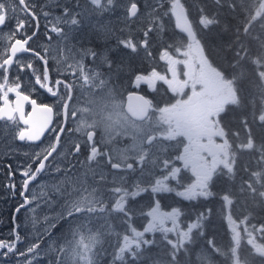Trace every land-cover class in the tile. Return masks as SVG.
Masks as SVG:
<instances>
[{"label": "snow or ice", "instance_id": "obj_1", "mask_svg": "<svg viewBox=\"0 0 264 264\" xmlns=\"http://www.w3.org/2000/svg\"><path fill=\"white\" fill-rule=\"evenodd\" d=\"M214 3L220 7L227 4L237 21L230 26L232 39L224 45V50L232 53L226 68L214 65L206 54L203 38L190 21L182 0H146L147 26L135 30L142 33V39L137 40L130 30L127 38L118 40L119 46L134 53L142 48L151 58L150 37L154 32L164 33L163 18L169 14L175 19L176 28L186 34V42L181 37L161 48L159 60L166 62L165 73L153 67L148 73H136L131 80L132 87L146 86L149 91H156L158 82L166 85V91L172 94L174 102L158 106L152 99L136 92L128 93L126 104L117 99L116 85L110 75L112 61L104 58L106 65H98L95 69L88 67L85 59L91 56L95 63L99 54L91 49L74 52L68 46L65 26L74 28L79 25L83 11L73 13L64 7L63 14L49 22L45 37L51 41L50 33H55L63 41V47L58 45V56L53 57L49 55V47L40 51L29 46L39 31L36 5L31 0H0V28L8 20L16 19L15 27L9 33H0V40L8 42L0 51V122H4L0 131L11 134L13 139L32 143L41 141L48 131L55 134L52 143L32 156L35 169L32 170L29 164L23 171L24 189L50 166L65 132L79 134L83 139V144L74 141L69 145L70 154L78 155L85 145L88 148L86 161L80 162L81 166L87 164L86 170L82 174L69 175V169L57 167L56 172H65L64 179L46 193L49 204L56 197L63 200L58 216L68 226L63 242L49 246L54 254L49 264H102L101 258L109 255L106 243L113 247L110 264L117 261L122 264L126 256L135 259L145 246L154 243L146 238L148 233H161L169 246L168 264H181V254L190 257L189 245L194 233L204 234L207 217L200 213L186 228H182L179 224L181 209L173 207L170 211H163L159 199H155L157 195L175 192L177 197L186 201L207 200L217 195L211 190L214 178L223 175L234 181L238 154L244 150L255 151V162L264 165V142L255 143L249 115H240L238 121L247 134L246 142L241 138L240 129L232 130L222 119L230 107L234 106L242 113L251 107L252 121L264 125V0H214ZM86 5L102 14L115 10L118 0H86ZM87 10L85 7L84 11ZM199 11L201 30L218 23L214 16L205 14L203 8ZM125 13V21H135L140 15L137 0H130ZM43 14L45 18L50 16L49 12ZM31 21H37V25L29 35L26 26ZM141 23H144L143 19ZM24 54H29L32 59H21ZM50 60L56 63L57 77L54 80ZM36 61L42 62V71L36 66ZM249 64L254 66L250 80L246 71ZM105 66L107 74L102 70ZM12 71L16 72L15 76L11 75ZM22 74H30L31 92H35L38 85L57 98L56 103H38L30 93L26 94ZM77 89L84 102L76 95ZM10 95L15 99L11 100ZM26 103L31 105V111L25 112ZM54 117L62 120L57 126L59 131L52 127ZM69 122L73 123V128H67ZM98 132L99 141L96 139ZM123 139H129L131 143L123 148L113 147ZM170 150L178 154L172 155ZM108 165L110 172L105 171ZM157 169L161 175L156 176L154 182L149 181L148 186H143V177L154 176ZM243 170L249 172L246 164ZM136 172L140 177L129 184L130 175ZM186 173H190V182L185 184L182 181ZM89 176L95 187L88 183ZM149 191L154 202L146 212H141L147 218V224L141 231L134 226L136 209L130 204ZM230 193L231 189L220 196L222 211L228 209L224 219L230 233L229 247L225 250L217 246L214 239H209L207 245L211 251L206 249L197 253V260L200 264H214L213 257L218 254L228 264H254L257 258L260 264H264V242H260L264 240V223L259 226L250 224V220L255 218L252 213L239 221L235 219L230 211L234 203ZM238 193L241 196L246 194L253 206L264 209V168L251 171L249 179H242ZM20 195L24 197L20 207L29 205L30 199L25 191ZM113 218L119 221L122 232L116 231L111 222ZM53 219L55 217L43 218L48 227L25 251L17 247L22 237L13 229V239H0V255L8 257L13 254L23 259L24 264H33L32 258L40 253V241L50 229L58 226L50 222ZM99 221L103 223L95 226ZM34 222L39 223V218L34 217ZM169 234L175 239L169 238ZM113 235L116 236L115 246L109 243ZM245 238L251 251L242 256ZM185 264H191L190 258L185 260Z\"/></svg>", "mask_w": 264, "mask_h": 264}, {"label": "flooded vegetation", "instance_id": "obj_2", "mask_svg": "<svg viewBox=\"0 0 264 264\" xmlns=\"http://www.w3.org/2000/svg\"><path fill=\"white\" fill-rule=\"evenodd\" d=\"M31 3L36 5L35 12L37 14V20L39 23V31H38V35L32 41H30L29 44L30 47L40 51H43L44 47H49L50 48L49 55L53 57L58 56L59 54L58 45L60 47H63V41L62 38L58 37L55 33H50L51 41H49L45 37V31H47L48 28L50 27L49 22L53 20L55 17L61 16L63 14L64 7H68L73 13L83 11V15L79 17V19L81 20V23L79 25H77L74 28L70 26H65V31L68 34V42H67L68 46L73 48L74 52H82L83 50L91 49L92 51H95L96 53L99 54L96 58L95 63L93 62L91 56L85 59V63L87 64L88 67L95 69L98 65L101 64L106 65V61L104 58H107V60L112 61V69L110 75L112 76V83L116 85L117 99L123 100L124 103L126 104L128 93L136 92L140 95H144L147 98L152 99L154 103L158 106H163L165 103L174 102L172 94L166 91L167 86L163 85L162 82L157 83L156 91H149L146 86H141L139 89L132 87L131 80L134 77V75L138 72L148 73L151 71L153 67H155L157 71H160L161 73H165L166 62L160 61L159 55L161 48L167 47L168 44L164 46L158 45L157 35L155 32L152 33L150 37V48H149V51H151L152 53L151 58L147 56L145 50L142 48L134 53L131 52V50L119 46L118 40L122 38H127L130 34V30L131 33L135 35L137 40L142 39V33H136L135 31L137 27H140L139 25L140 22L139 21L136 22V20L134 22L125 21L124 16L126 13H125L124 5L122 7L116 8L112 14L110 13L109 15L106 16V17H110L111 19L110 22L109 21L94 22L93 15L89 12V5H86V0H31ZM77 4H79V7H77ZM142 4L143 3L139 2V5ZM85 7H87L88 9L87 11H84ZM44 12H49L50 16L45 18L43 14ZM115 14H117L119 18L114 19L113 17L115 16ZM102 17H104V14L102 15ZM15 24H16L15 18L8 20V22L2 28H0V33H9L15 27ZM120 24L124 25V28H122V30L118 28ZM36 25H37V21H31L30 24L26 26L27 34L30 35L32 31L36 30ZM46 25L48 27H46ZM18 38H23V37H18ZM173 40H178V38L168 39L170 43ZM7 45L8 42L6 40H0V51H2L3 48ZM20 58L24 60L32 59V57L29 54H24ZM77 59H79V56H77ZM36 66L41 71L43 70L42 62L36 61ZM49 66L50 69L52 70L51 71L52 79L54 80L57 77V73L55 72V68H56L55 61L50 60ZM180 67L182 69V66ZM102 70L106 74L108 73V68L106 66L103 67ZM11 75L15 76L16 72L12 71ZM22 76H23V90L25 91L26 94L30 93L32 99H36L38 103H47L50 105L56 103L57 98H53L46 91L40 89L38 85L36 86V91L31 92L32 84L29 83L30 74L29 75L22 74ZM68 78L71 79V76H69ZM76 95L80 97L82 102H84V97L81 95L79 89H77ZM10 99L14 100L15 99L14 95H10ZM230 108L232 109L235 107L233 106ZM56 110L59 111V108H57ZM28 111H31V105L26 103L25 112ZM234 112H237V110L235 109ZM232 115L233 114L231 112L229 113L227 112L222 117V119L225 122V124L228 125L232 130H236L238 129V126L234 122H232L233 121ZM61 122H62L61 118L54 117V122L52 127L55 129V131H59V127L57 126ZM0 123L4 124V122H0ZM249 123L251 124V129H252L251 134L254 138L255 143L258 145L264 140V138H260L258 136V134L260 133L258 130H262L261 128H259L261 124L258 121L253 122L251 116L249 117ZM73 127H74L73 123L69 122L67 124V128H73ZM245 137H247L246 133H245ZM96 139L98 141L100 139L99 132L97 133ZM246 139L243 141L246 142ZM54 140H55V134L52 131L46 132L45 135L41 138V141H37L34 143L19 141L16 139L13 140L9 136L5 137V141L3 142L5 147L3 148V150L6 153L5 159L9 162L8 167H11L12 170V172L10 173V178H11L10 184L7 183L5 185V189L9 190L8 192L12 193L11 198L16 203L15 207L22 205L24 202V197L20 195L21 191H25V195L28 196L30 199V204L26 205L24 208H20L21 210L17 212L18 215L16 219L18 221H21L25 217V214L31 208L34 207L35 204L33 199L34 192H38L42 186L47 187L48 191L50 192L51 189L49 187L51 185H54L52 180L54 178H58L60 174L65 175L64 171L56 172L55 169L57 167L61 169H69V173L74 170L76 174H81V172H84L82 170L83 166H81L80 162L86 161L88 148L85 145L84 147H82V150L78 155L70 154L68 152L69 145L74 141H78L81 144H83V139L79 136V134L69 135L67 132H65L63 134L61 147L59 148L58 153L55 154L54 159L50 160V166L44 172L39 174L36 180L30 182L26 190L24 189L23 180L25 179V177L23 176V171L26 168H28L29 164L32 165V170L35 169V163L31 159L32 156H34L36 152L46 148ZM130 143L131 141L129 139H123L119 141L117 144L113 145V147L123 148L126 145H129ZM171 154L175 155L172 152ZM242 156H246L245 161L241 159ZM255 156L256 153L253 150H246V152L242 155L238 154V163L236 165V175L234 181H230L226 176L223 175H218L217 177L214 178L211 190L213 192H216L217 195H214L212 201L208 202L209 210L211 211L209 212L208 210L206 220L212 219L214 223L221 224L223 229L228 230L227 222L224 219V215L226 214L228 209H224L222 211L223 202L220 199V196L223 193L229 191V189H231L230 194L234 198V203L233 205L230 206V211L233 214V217L239 221L245 215L252 213V216L255 218L250 220L249 222L250 224L259 226L260 224L264 223V209L253 206L251 199L247 198V196H244L243 199H241L242 196L239 195L240 198L238 199V194H239L238 188L242 179L247 180L249 179V174L251 171H258L264 168V165H258L255 162L254 159ZM245 164L248 166L249 172H245L243 170ZM93 167H95V165H93ZM1 169L2 168H0V171ZM105 171L106 172L111 171L110 165L105 167ZM160 174H161L160 170L157 169L154 176L152 177L144 176L143 180L145 181V184L143 186H148L149 181L154 182L155 177L159 176ZM139 177H140L139 172L130 175L128 183L131 184L134 180H136ZM108 178L109 180H111V176H109ZM189 178H190V173H186L184 175L182 182L185 184L190 182ZM88 183L91 184L92 186H96L93 184L92 178L90 176L88 178ZM172 184L175 185V182L173 181ZM177 198L179 199L180 197ZM201 201H204V199L198 198L197 200L186 201V202L187 203L197 202L196 204L201 205L202 203ZM170 202L171 201H169V203ZM60 205L61 204L59 203L57 204V206L59 207ZM171 208L172 207H164L165 210L163 211H170ZM188 216L184 215L186 219ZM33 226L44 227L43 222L41 221H39V223L34 224ZM242 226L243 225H241V227ZM18 233L21 237H23L21 231ZM224 235L225 234H223L222 236ZM9 238H10L9 236L5 235V241H7ZM221 238L220 237L217 238L218 240L217 243L221 242ZM222 242L225 246L228 244L227 240H223ZM260 242H264V240H260ZM244 245L246 246V248H248V253H249L251 249L250 246L246 245V238ZM1 258L3 259L4 257L0 255V259ZM8 259H10V257H8ZM254 264H260V260L257 258L254 261Z\"/></svg>", "mask_w": 264, "mask_h": 264}, {"label": "trees", "instance_id": "obj_3", "mask_svg": "<svg viewBox=\"0 0 264 264\" xmlns=\"http://www.w3.org/2000/svg\"><path fill=\"white\" fill-rule=\"evenodd\" d=\"M130 0H124L125 5ZM140 1V0H137ZM183 3H185L188 16L190 21L193 23L194 28L198 31L199 35L203 38V42L205 44V47L207 49V55L211 59V61L214 63V65L219 66L221 68L227 67V62L231 60L232 53L227 52L224 50V45L227 44V42L232 39V34L230 30L231 25L236 24V19L234 18L235 14L230 13L227 4H225L223 7H220L214 3V0H182ZM167 7V5H165ZM203 8L205 11V14L212 17L214 16L218 23L210 26L209 29L201 30L202 26L199 25V17H200V11L199 9ZM147 20H144V23L140 24V27H146L147 26ZM163 23L165 25V31H170V35L166 36L163 33H156L157 35V44L164 46L166 44H169L170 42L168 39H180L183 37L186 40V37L180 33L174 25L173 18L170 16H166L163 18ZM258 29V27H257ZM163 38V39H161ZM227 58V59H226ZM254 66L252 65H246V71L249 73L248 79H252V73H253ZM245 84H247V81H245ZM249 91L251 92L252 89L250 88ZM237 110V112H234V110ZM231 112L233 115L232 122H234L238 129L241 131V138L246 139L245 132L242 129V126L239 124V117L242 114L251 116V108H247L242 113L240 109L238 108H230L228 113ZM260 125V124H257ZM259 128L262 130H258L260 133L258 136L260 138H264V125H260ZM0 239L5 240V235L12 232V213L13 208L16 206L14 200L10 198L11 192H8L9 190L5 189V183L4 181L8 178L9 171L7 170V167L9 165V162L5 159L6 153L4 152L3 148L5 145H2V132H0ZM264 142V140H263ZM246 150L242 151L244 154ZM243 161H245L246 156H242ZM242 161V160H241ZM174 186V185H173ZM182 190V189H181ZM174 193H164V194H158V199L160 201L161 209L165 210L164 207H176L180 208L181 212L183 211L185 213V216L196 217L200 213H205L207 216L208 210H209V201H212L213 197L208 198L207 200L204 199L203 204H195V203H187L186 200L178 199L174 197ZM151 194V193H150ZM176 195V194H175ZM170 197V198H167ZM167 198V199H166ZM154 198L152 195L149 197L148 203L144 202H132L130 206L134 207L136 209V214L134 218V226L138 230H143V227L147 224V218L141 215V212H146L147 207L152 204L154 201ZM169 201H171L169 203ZM137 203H140L143 206H140L139 208H136ZM170 204V205H168ZM188 214V215H187ZM183 215V214H182ZM188 216V217H189ZM187 217V218H188ZM189 218V219H190ZM185 220L186 218L183 216L181 220ZM187 222V220H185ZM60 226L59 224H57ZM116 225L119 226V223L117 222ZM57 226V227H58ZM56 227V228H57ZM120 227V226H119ZM120 232L123 231V228L120 227ZM204 234L201 236L199 232L194 233V238L192 241V244L189 245L190 250V257L185 256L184 254H181L180 260L181 264H185V260L190 258L191 264H200V262L197 260V253H201L204 250H208L209 252L211 249L208 248L207 240L214 239L217 246L227 249L230 244V233L229 230L223 229L221 224L214 223L212 219L205 220L204 222ZM225 234L224 236H222ZM222 236V238H221ZM221 238V242L217 243V238ZM224 237V238H223ZM146 238L149 240L154 241L153 244L149 246H145V248L142 250L141 255L133 259L131 256H126L125 260L122 262V264H168V251L169 246L167 245L166 241L164 240V237L161 233H148L146 234ZM169 238L175 239V236L172 234H169ZM223 240H227L228 244L225 246L223 244ZM110 244L113 246L116 245V239L113 237L110 238L109 241ZM106 248L109 253V255L102 257V264H110L113 257L111 253L113 252V247H109L108 243H106ZM248 254V248L246 246H242L241 248V255L245 256ZM214 264H228V261L225 260L224 257L220 255H215L213 257ZM116 264H121V262L117 261Z\"/></svg>", "mask_w": 264, "mask_h": 264}, {"label": "rangeland", "instance_id": "obj_4", "mask_svg": "<svg viewBox=\"0 0 264 264\" xmlns=\"http://www.w3.org/2000/svg\"><path fill=\"white\" fill-rule=\"evenodd\" d=\"M142 3H143V7L142 9L140 10V15L135 19L136 22H140L141 24V20L143 19L144 20H147L146 16H145V13L148 11V9L145 7V3H146V0H141ZM130 2V1H129ZM128 2V3H129ZM128 3L127 5H125L124 3V0H118V5L116 8H119V7H122L124 5L125 9H126V6H128ZM92 6L89 5V12L93 15V20L94 22H97V21H109L110 22V17H106L107 15H109L110 13L112 14L113 11H109V12H105V13H98V12H95V11H92ZM104 14V17H102V15ZM114 16V15H113ZM114 19L115 18H119V16L117 14H115V16L113 17ZM104 22V23H105ZM139 24V25H140ZM137 25V24H136ZM120 28V30H122V28H124V25L123 24H120V26L118 27ZM114 29V28H113ZM163 34H167L166 36H169L170 35V31H166L164 32ZM3 127V123H0V128ZM2 132V141L4 142L5 141V135L6 136H9L11 139H13V136L11 134H8L7 132H4V131H0ZM14 140V139H13ZM242 140H244V138H242ZM171 152V150H170ZM174 154H178L176 152H172ZM85 165V164H84ZM83 165V168L82 170L85 171L87 168V164L84 166ZM76 174L75 170L70 172L69 175H73V174ZM83 172H81L82 174ZM161 175V174H160ZM64 176L65 175H59L58 178H54L52 180L53 184L55 185L56 183L62 181L64 179ZM53 185H51L49 188L52 189ZM95 187V186H93ZM108 187H112V185H108ZM48 189L47 187L45 186H42L40 188V190L38 192H34L33 194V199H34V207L31 208L26 214H25V217L21 220V221H17L16 224L18 226L20 225H23V230L24 232H26V236H27V240L26 242L24 243L23 240L20 247H19V243L17 245V247L19 248L20 251H25L26 248L31 244V243H35L37 242L36 241V236L40 233V232H43L45 228L48 227L47 224L44 223V220L43 218L45 216H49V217H55V219L51 220L50 222L51 223H54V224H59L60 226L57 227V228H54V229H50L49 231V234L47 236H45V238L43 240L40 241V244H41V248H40V255L32 258L33 259V264H49V261L51 259H53V256L54 254L51 253L50 251V245H52L54 242L59 244V243H62L63 242V239L64 237L67 235V229H68V226L67 224L65 223H62L60 220H59V216H58V213L60 212V207L57 206V204H62L63 203V200H60L59 197H56V200L49 204L46 202L47 200V195L46 193H48ZM151 196L150 192L148 193H142L141 196L137 197L136 200H135V204L136 202H144V203H148V200H149V197ZM246 196V195H244ZM241 199H243V197ZM248 198V197H247ZM155 199H158V196L155 198ZM248 200V199H247ZM58 201V202H56ZM154 201V200H153ZM114 202V201H113ZM153 204V203H152ZM152 204H150L148 207H147V210L149 207L152 206ZM140 206H143L141 205L140 203H137L136 205V208H139ZM33 209L35 211H33ZM34 217H38L39 218V221L43 222V226L44 227H34L33 225L36 224L34 222ZM183 217V215L181 216V218ZM180 218V221H179V224H180V227L182 228H186L187 227V224L190 222V221H193L196 219V217H192L191 219H188V222H185L182 221ZM116 221L117 219L113 218L111 220V222L116 226V231H119L120 227L118 225H116ZM32 222V224H31ZM103 221H99L97 223V225L95 226H99V224H102ZM119 223V221H118ZM29 225V226H28ZM28 228H27V227ZM168 226H171L170 224ZM243 228V226L241 227ZM25 236V235H24ZM114 239H116V236L113 235L112 236ZM14 238V235L12 236V238H9L7 241H10L11 239ZM26 239V238H25ZM25 241V240H24ZM105 247H106V244H105ZM2 251V250H0ZM44 252V253H43ZM43 253V255L41 254ZM9 256H13V254H10ZM8 256V257H9ZM7 262H11L9 259H4V260H1L0 259V264H10V263H7ZM11 264H17V263H11ZM22 264V262L20 263ZM23 264H24V261H23Z\"/></svg>", "mask_w": 264, "mask_h": 264}, {"label": "water", "instance_id": "obj_5", "mask_svg": "<svg viewBox=\"0 0 264 264\" xmlns=\"http://www.w3.org/2000/svg\"><path fill=\"white\" fill-rule=\"evenodd\" d=\"M175 20V19H174ZM177 30H179V29H177ZM180 31V30H179ZM186 35V34H185ZM127 103V102H126ZM16 229V228H15Z\"/></svg>", "mask_w": 264, "mask_h": 264}, {"label": "bare ground", "instance_id": "obj_6", "mask_svg": "<svg viewBox=\"0 0 264 264\" xmlns=\"http://www.w3.org/2000/svg\"><path fill=\"white\" fill-rule=\"evenodd\" d=\"M60 8V7H59Z\"/></svg>", "mask_w": 264, "mask_h": 264}]
</instances>
